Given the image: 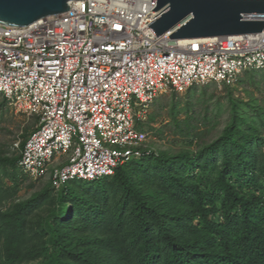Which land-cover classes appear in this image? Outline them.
<instances>
[{"label":"trees","instance_id":"trees-1","mask_svg":"<svg viewBox=\"0 0 264 264\" xmlns=\"http://www.w3.org/2000/svg\"><path fill=\"white\" fill-rule=\"evenodd\" d=\"M245 74L254 86L264 78ZM223 86L216 106L227 116L214 139L197 130L214 120L208 107L196 116L187 96L169 111L178 151L155 149L58 191L48 181L5 209L16 190L0 176V264H264V104ZM19 158H0V170Z\"/></svg>","mask_w":264,"mask_h":264},{"label":"built area","instance_id":"built-area-1","mask_svg":"<svg viewBox=\"0 0 264 264\" xmlns=\"http://www.w3.org/2000/svg\"><path fill=\"white\" fill-rule=\"evenodd\" d=\"M70 3L26 26L0 24V94L38 120L17 165L32 180L48 178L55 191L149 155V135L137 123L158 95L233 85L246 71H264V29L156 37L148 27L163 10H153L156 0ZM244 19L264 21V13Z\"/></svg>","mask_w":264,"mask_h":264},{"label":"rangeland","instance_id":"rangeland-1","mask_svg":"<svg viewBox=\"0 0 264 264\" xmlns=\"http://www.w3.org/2000/svg\"><path fill=\"white\" fill-rule=\"evenodd\" d=\"M244 81L240 84L235 82L233 85V94L237 97H243L245 100L256 98L264 104V78L258 86L249 83V76L245 73L242 75ZM248 76V77H247ZM264 71L258 70L257 78H262ZM224 84L209 82L204 85H196L189 88L183 93H174L168 91L158 95L149 107L148 117L143 122L137 123V129L146 132L149 135L148 145L155 149H171L178 151L181 146V140H178V135L174 133V126L170 125L169 111L173 101L179 106L185 105L187 96H192L191 113L201 117L208 107V113L213 116L214 120L211 123L204 125L198 122V129L202 140H210L216 137L226 119L227 113L221 107V112L217 108L218 101L224 103L226 90ZM204 91L203 97L201 96ZM175 95V96H174ZM201 96L200 101L198 98ZM185 117L184 111L180 113V118ZM201 120V119H200ZM35 116L26 115L18 111L10 105L0 94V158L12 157L20 154V144L26 135L32 131L37 125ZM218 123L216 126L213 124ZM63 162H66V157L63 156ZM0 176L2 184L6 188H12L15 191L7 200H3L1 208H8L11 204L23 201L32 197L35 192L40 191L49 182L48 178L32 180L24 175L18 165L15 169H1ZM85 183V182H83ZM40 213V212H39ZM40 215V214H39ZM30 215L29 219L34 222L37 217Z\"/></svg>","mask_w":264,"mask_h":264},{"label":"water","instance_id":"water-1","mask_svg":"<svg viewBox=\"0 0 264 264\" xmlns=\"http://www.w3.org/2000/svg\"><path fill=\"white\" fill-rule=\"evenodd\" d=\"M73 0H0V24L26 26L40 18L69 10ZM162 10L148 27L157 37L171 31L172 39L260 33L263 20L244 15L264 13V0H156ZM159 14V13H158Z\"/></svg>","mask_w":264,"mask_h":264}]
</instances>
